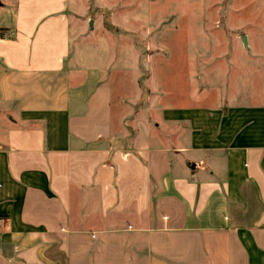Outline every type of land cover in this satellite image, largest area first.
Masks as SVG:
<instances>
[{
	"label": "crops",
	"instance_id": "1",
	"mask_svg": "<svg viewBox=\"0 0 264 264\" xmlns=\"http://www.w3.org/2000/svg\"><path fill=\"white\" fill-rule=\"evenodd\" d=\"M65 3L0 25V264H264V103L122 99Z\"/></svg>",
	"mask_w": 264,
	"mask_h": 264
},
{
	"label": "rangeland",
	"instance_id": "2",
	"mask_svg": "<svg viewBox=\"0 0 264 264\" xmlns=\"http://www.w3.org/2000/svg\"><path fill=\"white\" fill-rule=\"evenodd\" d=\"M39 1L0 0V25ZM63 2L76 60L102 68L122 99L264 103V0H51Z\"/></svg>",
	"mask_w": 264,
	"mask_h": 264
},
{
	"label": "water",
	"instance_id": "3",
	"mask_svg": "<svg viewBox=\"0 0 264 264\" xmlns=\"http://www.w3.org/2000/svg\"><path fill=\"white\" fill-rule=\"evenodd\" d=\"M88 26H89V29H90V30L93 29V20H90V21L88 22ZM240 41H241L243 47H244L245 49H247V48H248V45H247V39H246V37H245V36H242V37L240 38ZM190 168L192 169V168H194V166H191Z\"/></svg>",
	"mask_w": 264,
	"mask_h": 264
},
{
	"label": "trees",
	"instance_id": "4",
	"mask_svg": "<svg viewBox=\"0 0 264 264\" xmlns=\"http://www.w3.org/2000/svg\"><path fill=\"white\" fill-rule=\"evenodd\" d=\"M7 29L5 28H0V34H3Z\"/></svg>",
	"mask_w": 264,
	"mask_h": 264
}]
</instances>
